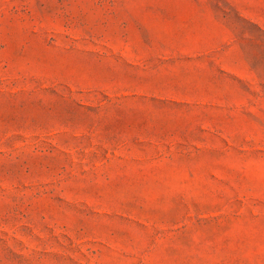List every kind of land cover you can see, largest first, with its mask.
<instances>
[{
    "label": "rangeland",
    "instance_id": "374dc122",
    "mask_svg": "<svg viewBox=\"0 0 264 264\" xmlns=\"http://www.w3.org/2000/svg\"><path fill=\"white\" fill-rule=\"evenodd\" d=\"M0 264H264V0H0Z\"/></svg>",
    "mask_w": 264,
    "mask_h": 264
}]
</instances>
